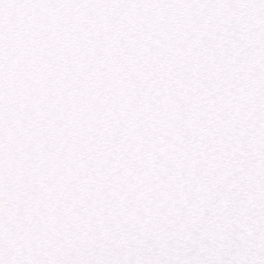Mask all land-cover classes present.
Instances as JSON below:
<instances>
[{
  "label": "snow or ice",
  "instance_id": "6c2138e0",
  "mask_svg": "<svg viewBox=\"0 0 264 264\" xmlns=\"http://www.w3.org/2000/svg\"><path fill=\"white\" fill-rule=\"evenodd\" d=\"M0 264H264V0H0Z\"/></svg>",
  "mask_w": 264,
  "mask_h": 264
}]
</instances>
